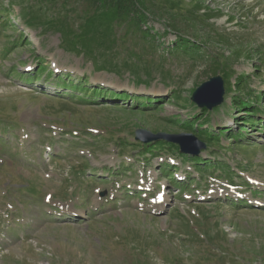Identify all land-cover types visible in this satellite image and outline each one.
<instances>
[{
    "label": "rangeland",
    "instance_id": "rangeland-1",
    "mask_svg": "<svg viewBox=\"0 0 264 264\" xmlns=\"http://www.w3.org/2000/svg\"><path fill=\"white\" fill-rule=\"evenodd\" d=\"M66 1L64 25L74 44L78 28L94 12L85 2ZM144 5L141 26L114 23L109 35L115 47L105 54L121 65L128 59L150 69L153 79L137 86L127 73L119 78L94 71L82 56L60 49L57 35L40 32L39 11L49 8V16L58 10L49 0H0V55L9 41L17 45L7 58L0 56V264H264V106L263 115L255 116L258 123L245 127L241 137L232 140L224 132L238 130L242 115L232 107L238 93L251 90L264 102V0H144ZM179 39L196 45L199 57L172 55ZM31 60L41 69L26 75L34 83L13 79L10 67ZM52 60L67 72L54 75ZM215 76L224 80V102L207 111L208 121L223 141L209 142L202 153L213 174L199 177L190 169L194 163L163 147L141 154L134 149V136L147 138L141 131L195 135L181 126L202 121L201 115L194 120L200 109L190 96ZM238 76L244 80L233 87ZM61 77L90 92L81 100L84 92L61 90L54 84ZM100 84L128 98L92 96L105 90ZM137 98L151 101L141 106ZM213 151L220 154L212 157ZM167 157L181 161L178 171L191 175L180 183L189 185L183 189L191 198L184 201L183 192L177 193L174 177L158 179L171 199L154 206L166 208L159 214L149 196L138 201L133 193L142 173L156 180ZM217 168L224 179L215 181ZM100 171L109 172L108 182L92 177ZM242 173L257 185L247 189ZM227 184L243 198L237 202L251 207L221 200L233 199ZM195 190L203 201H193ZM73 207L77 218L70 216ZM193 207L196 218L189 213Z\"/></svg>",
    "mask_w": 264,
    "mask_h": 264
},
{
    "label": "trees",
    "instance_id": "trees-1",
    "mask_svg": "<svg viewBox=\"0 0 264 264\" xmlns=\"http://www.w3.org/2000/svg\"><path fill=\"white\" fill-rule=\"evenodd\" d=\"M49 1L52 2L58 9L57 12L55 14L53 13L52 15L47 16L50 13L49 8L41 9L39 12L42 13L43 16H39V19L43 18L44 20L41 19L36 24H39V28L41 29V31L59 35V45L63 51L70 52L76 56H82L84 62H90L92 64L91 66L94 68V71L114 74L119 78H123V75L127 73L129 78L132 79L131 82H133V84L137 86L146 84L153 79L151 70L147 67H139L137 65H134L130 61H128V59L124 61L125 63L123 65H121V63H118L116 60H109L105 57L106 52H111V48L115 47V43L111 40V37L109 35V33H111L113 30L112 27L114 26L115 22L124 23L126 21L132 26H141V23L143 22L142 19H145V16L141 12V9H147V7L144 5V0H78L80 2H85L84 4L91 5L94 14L91 15L88 21L84 22L78 28V31H80L81 35L79 39L76 38L74 44H72L70 41L72 36L70 29L65 26L68 23H66L65 18H63V16H66V14L68 13L67 1L64 0L61 4H57L58 0ZM176 7L180 8L181 5H178ZM28 17L29 15L25 16V18L29 22ZM140 33V38H143L144 41H152L147 32ZM179 42V45L174 44V49H171L172 55L176 57L188 56L192 60H195L196 57H199V48L196 45H187L189 44L188 42L183 43L180 39ZM162 52V55L164 56L168 53L167 50H162ZM136 56L140 57L139 55ZM146 56L149 58V62L154 61L149 53ZM259 68V66L256 67L255 72H257ZM143 77L145 78L143 79ZM64 78L65 77H61V80L57 83V85L62 84L65 88L70 87L75 92H84V94L90 92V90L87 89L86 86L80 85L76 87L75 85H68L66 83L68 79ZM243 80L244 77H236L233 87H239L242 84ZM250 92L251 90H248L242 94H236L237 98H235L232 103V107L235 110L234 112H237L242 116L240 117L239 124L236 127L238 128V130L236 132L228 131L230 132L229 136L231 137V139L241 137L240 135L245 132L244 128L247 126H249V129H252L256 122L255 115L262 109V106H264V102L260 104V98L256 99V97L253 96ZM93 93L107 95L109 94L108 96H113L114 98L116 97L118 99H120V97L128 98V96L125 94L120 96L108 89H98L92 91V96ZM133 100H138L141 103V106L144 105V103L149 104L151 101V99L146 100L145 98H137ZM198 116H200L199 118H202V121L199 123L191 124V122L189 121H183L182 125L179 124L178 121L174 123L181 125L184 128H189L190 130L187 132L194 133L195 137L201 142L209 143L211 141L218 143L221 138L216 137L215 134L209 130L211 126L208 121L207 110L204 108L200 109V112L195 114L194 120H197ZM204 124L205 127H207L204 129V131H202L201 129L204 127ZM155 132L164 131L162 129H156L153 130L152 133ZM218 133L222 134L223 132L218 131ZM156 143L154 145L157 146L168 144L165 141H157ZM168 146L177 152L176 146L170 144H168ZM151 147L152 145H149L148 149H150Z\"/></svg>",
    "mask_w": 264,
    "mask_h": 264
},
{
    "label": "water",
    "instance_id": "water-1",
    "mask_svg": "<svg viewBox=\"0 0 264 264\" xmlns=\"http://www.w3.org/2000/svg\"><path fill=\"white\" fill-rule=\"evenodd\" d=\"M223 80L219 76L212 77L198 86L191 94L190 101L199 109L210 111L224 102ZM141 134L147 135V138L140 134L135 139L142 143H148L156 140H166L179 146L180 152L197 156L199 152L205 149V145L198 141L194 135L179 134L168 135L163 132L151 133L141 131Z\"/></svg>",
    "mask_w": 264,
    "mask_h": 264
}]
</instances>
